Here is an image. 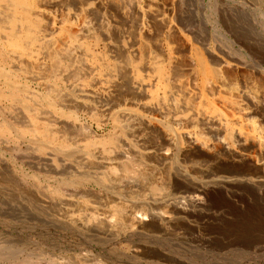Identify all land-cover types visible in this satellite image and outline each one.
I'll list each match as a JSON object with an SVG mask.
<instances>
[{
  "label": "rangeland",
  "instance_id": "rangeland-1",
  "mask_svg": "<svg viewBox=\"0 0 264 264\" xmlns=\"http://www.w3.org/2000/svg\"><path fill=\"white\" fill-rule=\"evenodd\" d=\"M130 1L132 0H124L125 4H123L128 6V4L131 3ZM133 1L134 3L132 4L136 7L140 8V6H142L143 8L141 7L140 9H147L150 16H153L151 18L146 17V19L150 21L142 18V20L145 21L141 20V22L145 26L150 24L151 26L154 25L153 27L160 30L159 32L161 34L158 32L160 36H157L156 41L159 47L167 53L170 60L169 64H173L174 62L179 63V60L181 61L180 63H182V60L184 61L188 54L187 49L190 47H193L196 51H210L212 54L216 52L214 55H216L220 61H232L231 57L235 56L239 58L240 61L227 67V69H229L227 71L229 72L226 73L230 74L231 72L232 74L229 75L230 77L226 75V79L228 78L227 82L233 84H231L233 87L229 84L231 87H228L229 90H227V92L229 93L230 91V94L243 97V94L252 89L253 92L255 91L256 97L258 95H260L259 97L263 95L262 98H264V8L261 6V3L251 0ZM147 1L152 2L150 3ZM31 2L34 3L33 5L34 7L36 6L35 8L41 10L42 15L40 14L37 16L38 19L40 18L42 20L39 19L40 23L45 25L46 17L51 16V19L53 18L51 20V25L54 24L51 26L53 36L56 33L55 26L58 24V19H70L72 13L79 11L80 7L84 8L87 5H92V0H81L79 2L76 0H31ZM146 5H149L150 9H148ZM9 6V0H0V28L2 27L0 29V34L9 29L11 25V10L9 9L11 6ZM76 6L78 8L75 10ZM125 8H128L125 10L123 7L125 11L128 10L129 12L131 10L130 5ZM155 12L156 14H154ZM103 13V21L106 24L108 23L107 26L109 25L108 27L110 28L112 26V11L104 10ZM89 16L90 15L87 17L86 15L87 20L90 19ZM155 17H159L160 22L158 21V23L161 24L158 25V23H156L159 19ZM164 17L166 20H162ZM132 19H134L133 16ZM152 20L154 22H151ZM236 25L246 33L245 35H249L248 37L253 38L251 47L256 49L255 51L253 50L252 53L247 52L238 42L236 43L234 36H232L234 35L232 29ZM120 27H123L122 30ZM175 27H179L178 30H180L178 31ZM118 28V36L115 32L109 31L108 35L104 34L103 37L96 29L93 37L84 40L83 46L89 54L88 58L90 59H88V62L91 65L93 64V67H96H94L95 69L92 73L81 77V82L83 80L81 83L82 87L88 92L90 91L89 94L92 92L91 94L95 95L93 96L94 99L91 97V94L89 98H84V101H86L85 103L88 104V106L90 105V108L88 106L86 108L80 107L62 98V96L70 91L69 85L71 79L69 77L67 78L66 75L59 73L50 77V79L47 78V80H44L45 83L41 81H39V83L38 80L36 81L24 77L17 71L16 73L14 71V68L18 69L16 66H11L8 62H0V75H8L13 81H17V83H15L16 85H23V87L25 86L24 88L27 89L25 92L26 95H24V92H20L24 95L20 103L12 102L10 96L7 95L9 93L8 86L5 85L0 78V264H264L263 194L254 193L249 190H238L231 200H227L226 197L223 196L220 201H217L216 204L213 203V205L208 204L189 207L185 205L188 209L192 207V210H190L193 212V215L184 216L181 219H176L169 224L163 225H159L154 220L150 219L148 215L150 211L156 209L160 210L161 208L157 204L153 206V203L150 201L149 204L143 203L135 207L130 206L131 213L129 212L130 215L128 218H126L123 223H118L119 221L118 219L116 220L117 217L113 214L114 212L103 207L104 199L96 197L98 194H103L98 175L94 173L92 168L88 169L84 163L81 164L83 160L81 161L80 157L73 158L76 163L64 157L66 153L70 152L67 151L71 150V147L74 146L72 150H75V145L77 151L79 150L80 153L88 150L90 153L93 151L94 154H97L96 152L100 150V148L109 147L112 142L111 140L115 138L110 137L112 135L116 136L117 132L114 128V119L112 121L110 114L117 105H113L112 108L108 106L104 107L106 102L108 100L110 101L116 94L114 93L116 91L114 85L115 76L113 74L110 75L108 72L110 71L109 69H112L114 63H116L122 55L127 54L126 56L129 59L131 58L132 65L136 68L138 74H144L143 66L145 64V56H143V53H136L135 56L132 44L133 30L135 29L134 21L120 23ZM195 29L197 30L192 32ZM207 29L208 33H205ZM127 30H129V32ZM190 30L192 31L190 32ZM199 30L201 32H199ZM123 32L125 34H123ZM179 32H183V35ZM202 32L204 34H202ZM174 33H178L175 34L176 37ZM109 35L111 39L108 38ZM181 35L182 38H180ZM115 36L117 39L114 40L113 38H115ZM202 37L207 40H203L202 42L201 39H199ZM141 38H144L142 39L144 43H146L145 41L147 40L145 45L148 44L151 49L154 48L152 47V40L147 35L144 34ZM111 40L113 43H111ZM211 42L213 43L211 44ZM253 44H256L255 47ZM116 45H119L120 50L115 48ZM115 49H118L116 51H119V54ZM158 51L160 52V50L156 51L155 48V51L152 53L157 54ZM120 52H122L121 56ZM181 52L184 56L180 54ZM172 55H174V58H172ZM33 56L37 60L39 59L38 61L45 60L43 55L38 52L33 53ZM136 60L137 63L135 62ZM109 66L111 67L109 68ZM19 67L22 68L23 66L19 65ZM138 69L140 71H138ZM229 79H231V81ZM242 79L245 80L243 81ZM247 79L252 84L247 83ZM89 80H91V82ZM46 81L49 86H47ZM109 81L111 82L109 83ZM83 83L85 85H83ZM43 87L45 89L52 88V94L53 96L55 95V97H48L46 94L47 89L45 90ZM236 87L240 92L235 89ZM246 87L251 89L248 91ZM37 92L39 93L37 94ZM58 93L63 94L61 96L57 95ZM58 96H61L62 100H59ZM259 97L256 98L258 99L256 102L262 107L264 99L260 98L261 101H259ZM45 98L46 100L48 99L47 102L52 100L50 103L48 102V104ZM100 98H102V100H100ZM24 102H27L26 105L30 106L25 107L26 105ZM46 105L53 110L54 115L52 117H54L55 121L49 114L48 116L50 117L47 116V113V117L45 116L44 112L46 110L44 109H47ZM107 110L110 112H107ZM50 118L53 120H48ZM109 121H111V124ZM66 122L71 125L77 124L74 125L77 130L79 129L78 131L75 129L76 135L69 124V126H65ZM49 127H52L49 129H52V131L46 129ZM80 128L83 130V133ZM108 128L109 132H107ZM67 129L71 131H67ZM113 129L115 130L114 133L112 132ZM89 130H91V133ZM70 132L74 138L76 137L75 140ZM67 133H70L69 136L70 138L72 137L71 139H69ZM89 134L92 138L90 137L88 142L87 140L89 138L87 137L90 136ZM93 134H95L96 137L95 141L99 143H92L95 142ZM45 136H47L48 139ZM65 137L67 141L65 139L63 140ZM98 139L101 140L98 141ZM34 140L37 143L44 141V143L49 144V142H51L49 147L53 148L52 154L49 153V147H41L39 144L36 145L37 143L32 142ZM104 142L105 145L106 143L108 144L105 147ZM101 143L103 145H101ZM57 144L61 150L63 148L62 154L60 153V155H56L59 149ZM66 144L70 145H67L65 149ZM85 145L87 146L85 147ZM90 146H96V149H99L96 150L95 147L91 148ZM80 148H82V150ZM59 152L60 151H58V153ZM66 160L69 161L67 162ZM79 160L81 162H79ZM77 163L80 166H78ZM79 174L80 177L77 178ZM81 174H85V178H81ZM86 177H92L93 179L87 180ZM70 179L73 180L71 181ZM68 180L70 183H68ZM70 184L72 186H70ZM76 188L78 190L76 196H71L72 190H76ZM86 189L88 191H85ZM158 192V190H156L155 193L146 192L143 193L145 194L144 196H142L143 194L139 195L135 193L133 197L138 196L146 199L148 196H151L158 198L162 195V193L159 192L160 195ZM66 196H71L73 200L75 199L76 206L74 204H69L68 202L71 198L68 197L70 198L68 200ZM71 201L72 199L70 202ZM97 201L100 202L98 203ZM124 203L125 205H123ZM128 203L129 202L124 199L121 206L127 207ZM104 217L112 221V223H114L113 225L115 226L116 224V226L114 227L112 225L108 227L106 225H101L97 227L94 225V219L97 221ZM134 218L140 219V223H137Z\"/></svg>",
  "mask_w": 264,
  "mask_h": 264
},
{
  "label": "bare ground",
  "instance_id": "bare-ground-1",
  "mask_svg": "<svg viewBox=\"0 0 264 264\" xmlns=\"http://www.w3.org/2000/svg\"><path fill=\"white\" fill-rule=\"evenodd\" d=\"M76 1L79 2L81 0ZM251 1L261 3V6L264 8V0ZM32 2L31 0H9V4L11 6H9V9L11 10V25L9 26V29L0 34V62H8L11 64V66H16L18 69L14 68L15 72L17 71L18 73H21L24 77L36 81L38 80V82H44V80H47V78L50 79V77L59 73L66 75L67 78L69 77L71 79L70 85L68 84L70 86V91L64 96H62L63 93H58L57 95H61L62 98L68 102L79 105L83 108L88 106V104L85 103L86 101H84V98H89L92 92L89 94L90 91L88 92L82 87L81 83L83 80L81 82V77L86 74L89 75L96 68L95 66V68L92 66L93 64L91 65L88 62L89 54L83 46L84 40L86 38L93 37L96 29L103 35V37L104 34L108 35L109 31L115 32L118 36V25L120 23H128L132 21L135 23L132 44L134 47L135 56L136 53H143V56H145V64L143 66L144 74H138L136 68L132 65V60H130L131 58L129 59L126 56L127 54L122 55V57L116 61V63H114L112 69H109L111 66L108 68L110 70L108 71L110 75L113 74L115 76L114 85L116 87V91L114 90V93L116 94L114 95L115 97L111 98L110 101L108 100L106 104L104 103V107L108 106L109 108H112L113 105H117V107L112 110V113H109L111 115L110 118L112 117V121L114 119V128L117 131L116 136L112 135L110 137L115 138L111 140L112 142L110 143L109 147L107 146L108 144L106 143L105 145L104 142V147H107L102 149L100 148V150L96 152L97 154H94L93 151L90 153L88 150H85L86 152L84 151L80 153L79 150L77 151L76 145L75 150H72V148H74L73 144L71 150L67 149V152H70L66 153V156H64L70 161L74 162V157H80L81 161L83 160V162L80 160L79 162H81V164L84 163L88 169L92 168L94 173L98 175L100 179V183H98L102 188L103 196L98 194L96 197L99 199H104V202L101 200L104 205L103 207L114 212L113 214L116 215V220L118 219L119 221L118 223H123V221L128 218L130 215L129 212L131 213L130 206L135 207L138 204L143 203L149 204L150 201L153 203V206L154 204H157L159 207H161L160 210L156 209L150 211L148 214L150 219L154 220L159 225H163L169 224L173 222V220L181 219L184 216L193 215V212H191L192 207H190V210L188 209L189 206H204L208 204L213 205V203L216 204L217 201H220L221 197L223 196H225L227 200H231L238 190H249L253 191L254 193L257 192L264 195V104L262 107L259 106L260 104L258 105L256 102L258 99L256 98H258L260 95L256 97V94L254 93L255 91L253 92L251 88L250 89L252 91L247 88L249 86L248 84V86L246 85V88L248 91H250L247 92L246 90L247 93L242 91L245 93L243 94V97L240 95L230 94V91L229 93L227 92V90H229V88L233 85L232 83L231 85L227 82L228 78L226 79V75L229 76L231 74V72L230 74L226 73L229 72L227 71L229 70L227 67L240 61L239 58L233 56L231 57L232 61H220V59L214 55L216 52L212 54L210 51H196L193 49V47H190L192 45L191 44L189 46L190 48L187 49L188 54L187 56L185 54L186 58L184 61L182 60V63H180L181 61L179 60V63L174 62L173 64H169L170 60L167 53L159 47L158 42L156 41L157 36H160L161 34L159 32L160 30L153 27L154 25L151 26L150 24L145 26L141 22L142 18L146 19V17L151 18L153 16H150L147 9H140L142 6L138 8L132 4L134 3L133 0L130 1V4H128V6L130 5L131 8V10L129 8V12L128 10L125 11L128 9L125 7L128 6L124 5V0H92V5H87L84 8L79 6L81 9L79 8V11L72 13L70 19H58V24L55 26L56 33L54 36L52 35L51 28V26L54 25H51V20L53 18L51 19V16H48L46 17L47 19H45V25L40 23V18L38 19L37 16L41 14V10L35 8L36 6L34 7V3ZM146 6H148V9H150L149 5ZM77 8L78 7L76 6L75 10ZM104 10L112 11V26L110 25V28L108 27L109 25L107 26L108 23L106 24L103 21ZM154 14H156V12ZM86 15L87 17L90 15V19L87 20ZM132 16L134 19H132ZM155 18L159 19V17ZM163 19L166 20L165 17L162 18V20ZM158 21L160 22V19L157 20L156 23H158ZM151 22L154 21L152 20ZM159 24L161 23H158V25ZM123 27H120V29L122 30ZM178 28L175 27L177 30ZM129 30L127 31L129 32ZM196 30L197 29L193 31L190 30V32H194ZM232 30L231 31L234 34L232 36H234L236 43L238 42V44L244 47L249 53H252L253 50L255 51L256 48L253 49L251 47L253 41L252 37L245 35L246 33H244L240 27H237V25L234 26ZM158 32L160 33L159 35ZM199 32L201 31L199 30ZM182 33L183 32L180 34ZM205 33H208V29ZM123 34L125 33L123 32ZM141 34L147 35L152 40V47H154L152 48L153 50L148 46V44L145 45L147 40L145 41L146 43H144L142 40L144 38H141V36H143ZM175 34L178 33H174V35ZM202 34L204 33L202 32ZM110 35L107 37L110 38ZM182 35L180 38H182ZM202 38H199L202 42L203 40H207ZM113 39H117L116 36ZM111 43H113L112 40ZM212 43L213 42H211V44ZM255 45L253 44L254 47ZM115 48L120 50L119 45H116ZM155 48L156 51L160 50V52L158 51L157 54L152 53L155 51ZM118 49H115V51ZM35 52L42 54L45 60L38 61L39 59L37 60L33 56V53ZM121 53L122 52H120V56ZM180 54L184 56L182 52ZM173 56L174 55H172V58H174ZM135 62L137 63V60ZM19 65H22L24 69L23 67L20 68ZM138 71L140 70L138 69ZM0 78L3 80V83L8 86L9 93L7 95L10 96L11 101L20 103L23 100L22 96L26 95L25 92L27 89L24 88L25 86L23 87V85H16L15 83H17V81H13L6 74H1ZM229 80L231 81V79ZM89 81L91 82V80ZM110 82L111 81H109V83ZM247 83H250V81ZM83 85L85 84L83 83ZM47 86H49L48 82ZM46 89L47 96L52 98V88ZM235 89H237V87ZM20 92H24V95ZM53 92L56 94L54 90ZM38 93L39 92H37V94ZM61 96H58L59 100H62ZM93 96L95 95L91 94V97ZM262 96L259 97V99H264ZM53 97H55V95ZM102 98H100V100H102ZM261 99L259 101H261ZM47 100L45 98L46 102ZM26 104L27 102L25 105ZM47 105V109H44L46 110L44 112L45 116L47 113V116L49 114L52 117L54 115L53 110L48 108ZM27 106L30 105H26L25 107ZM108 111L109 110H107V112ZM52 118L54 119V117ZM52 118L48 120H51ZM109 122L111 124V121ZM68 124L73 128L75 133L76 127L74 125L77 124ZM68 124L66 122L65 126ZM50 128L52 127L46 129L49 130ZM69 129H67V131ZM49 131H52V129ZM81 131L83 133V130ZM89 131L91 133V130ZM107 132H109V128ZM112 132L114 133L115 130L113 129ZM69 134L67 133L68 136ZM93 135L95 141V134ZM71 136L74 138L72 133ZM45 137L47 138V136ZM90 137L91 135L87 137L89 138L87 140L88 142ZM71 138L69 136V139ZM64 139L66 140L67 138L65 137L63 140ZM100 140L98 139V141ZM32 142H35V140ZM50 143L51 142L46 144L43 141L37 143L36 145L39 144L41 147H49V145H51ZM92 143L97 144L99 142L95 141ZM67 145L70 144H66L65 149ZM101 145L103 144L101 143ZM86 146L87 145H85V147ZM57 147L59 148L58 144ZM90 147H95L96 149V146ZM49 148V153L52 154L53 148ZM77 148L79 149L78 145ZM80 149L82 150V148ZM58 151L60 152L58 153ZM58 151L56 152V155H60V153L63 151V148L62 150L59 148ZM69 160L66 161L68 162ZM78 166L80 165L78 164ZM81 175V178H85V174ZM79 177L80 174L77 178ZM91 178L86 177L87 180ZM68 183H70L69 180ZM70 186L72 185L70 184ZM156 190L162 193L161 195L158 192L161 197L154 198L151 196H146V199L144 197L138 196L133 197V194L135 195V193L139 195L146 192L155 193ZM77 191L78 190L76 188V190H72V193H69H71V196H76ZM85 191L88 190L86 189ZM144 195L145 194L142 196ZM71 196H66V199L69 200ZM71 199L72 201L70 202ZM71 199L68 203L75 205V199ZM124 199L129 202L127 207L121 206V203ZM87 204L91 205L89 203ZM123 205H125V203ZM105 218L106 217L97 221L94 219L95 222H92L95 223L94 225L97 227L101 225L111 227L114 223ZM134 219L137 223H140L141 221L138 218Z\"/></svg>",
  "mask_w": 264,
  "mask_h": 264
}]
</instances>
